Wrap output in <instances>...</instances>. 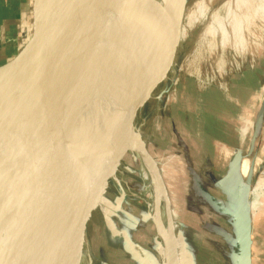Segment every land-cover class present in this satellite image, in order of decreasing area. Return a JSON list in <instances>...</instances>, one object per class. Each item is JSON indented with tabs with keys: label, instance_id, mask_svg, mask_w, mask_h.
Returning <instances> with one entry per match:
<instances>
[{
	"label": "rangeland",
	"instance_id": "rangeland-1",
	"mask_svg": "<svg viewBox=\"0 0 264 264\" xmlns=\"http://www.w3.org/2000/svg\"><path fill=\"white\" fill-rule=\"evenodd\" d=\"M30 11L24 21L26 27L32 24ZM19 13L22 15V10ZM16 22L19 23L18 35L8 44L13 59L23 40L20 39L21 20ZM182 25L181 40L168 80L155 90L134 122L135 131L146 143L150 157L144 153L143 164L134 141L124 140L129 136L123 138L116 154L123 151L121 155L126 156L117 176L126 184L122 182L119 186L111 176L107 177L89 203L81 232V242L87 247L89 257L83 264H164L161 236L151 223L143 225L138 221L137 215V211L149 213V206L141 200H151L153 194L169 193L170 199L173 198L168 192L172 191L171 187L167 190L162 163L176 178L173 188L182 196L178 204V225L175 224L177 229L179 227L180 263L236 264L232 241L228 239L233 235L232 220L224 218L202 194L211 193L220 198L234 193V197H239L235 186H227L235 189L230 195L228 191L232 189L214 184L212 178L219 180L224 171L208 167L219 146L215 136L226 133V127L228 133L237 129L239 134L247 135L248 140L243 145L254 146L256 157L260 159L248 182H239V189L250 219L252 264H264V113L261 111L264 101V0H187ZM8 61L11 60L4 65ZM173 79L175 84L160 96ZM148 158L157 163L160 171L159 177L152 172V182L140 178L141 172L146 175L144 167L151 173L146 163ZM111 163L114 165L115 161L112 159ZM123 166L130 167V172ZM242 175L240 171L239 177ZM157 179L161 192L157 191L160 189ZM185 183H191L193 194ZM162 184L167 191H163ZM258 188H262L263 194L257 201L253 191ZM100 196L104 197L99 204ZM123 201L131 211L122 210L120 203ZM220 201L237 206L236 201ZM256 204L260 206L253 211L251 207Z\"/></svg>",
	"mask_w": 264,
	"mask_h": 264
},
{
	"label": "water",
	"instance_id": "water-1",
	"mask_svg": "<svg viewBox=\"0 0 264 264\" xmlns=\"http://www.w3.org/2000/svg\"><path fill=\"white\" fill-rule=\"evenodd\" d=\"M186 4L187 0H181L175 8V0H29L32 24L23 33L16 57L0 67V117L49 50L78 35L83 41L84 69L69 108L77 128L76 167L82 174L80 188L71 195L70 185L53 165L52 175L57 179L53 205L42 208L40 202L31 209L29 238L23 241L14 264H74L89 203L107 177L119 186L125 183L117 172L126 155L116 152L125 136L132 137L138 112L168 77L181 40ZM48 25L51 39H47ZM261 111L264 113V101ZM144 152L150 157L145 146ZM87 159L94 164L84 171ZM112 159L114 168L105 173ZM148 159L146 163L159 177L157 163ZM162 189L166 190L163 184ZM218 206L237 226V264H252L250 219L243 202L239 199V211ZM22 209L13 211L18 229H23Z\"/></svg>",
	"mask_w": 264,
	"mask_h": 264
},
{
	"label": "bare ground",
	"instance_id": "bare-ground-1",
	"mask_svg": "<svg viewBox=\"0 0 264 264\" xmlns=\"http://www.w3.org/2000/svg\"><path fill=\"white\" fill-rule=\"evenodd\" d=\"M61 1L67 0H59V3ZM180 2L181 0H175V8ZM48 23L51 25L49 21ZM49 25L47 39H51L52 35ZM182 31L183 25H181V35ZM77 36L66 40L65 43L60 42L49 50L45 59L38 62V68L30 76L29 83L19 90L15 98L7 102L0 117V264H14L23 241L29 238L33 221L31 209L40 202L42 208L52 207L54 187L57 185V179L52 175L53 165L59 167L58 171L61 170L66 183L70 185L71 195L80 188L82 172L81 170L79 172L76 167L79 149L77 128L73 109L69 108L70 96L75 92L77 81L84 69V59L80 48L83 41L82 39L80 41ZM131 139L138 150L139 158L145 164L146 143L136 131H133L132 137H126L124 140L132 142ZM88 159L84 163V171L94 164L91 159L89 161ZM163 164L162 170L166 185L168 184L167 190L170 186L172 191L168 192L172 193L173 198L171 197V200L169 194L162 195L163 198L159 194H153L151 200H141L149 206V213L146 215L137 211L138 221H141L143 225L147 222L151 223L156 233L161 236L164 264H181L177 241L179 227L177 229L176 225L179 221L178 204L182 196L173 188L176 178L171 172L168 173ZM113 168L110 162L105 173L111 172ZM144 168L146 175L143 176L141 172L140 178L144 177L152 182L153 170L150 169V173L146 167ZM247 171L248 168L245 166L246 174ZM158 188L160 189L157 191L161 192L159 180ZM253 193H255V200L258 201L263 194L262 188L255 189ZM122 200H125L124 197ZM120 205L122 210L125 208L131 211L126 202L123 201ZM259 206V204H256V207L252 205L251 209L256 211ZM15 207H23V229H18L14 225ZM174 216L177 217L176 222ZM88 257L89 251L79 237L74 264H83Z\"/></svg>",
	"mask_w": 264,
	"mask_h": 264
},
{
	"label": "crops",
	"instance_id": "crops-1",
	"mask_svg": "<svg viewBox=\"0 0 264 264\" xmlns=\"http://www.w3.org/2000/svg\"><path fill=\"white\" fill-rule=\"evenodd\" d=\"M22 10V15H20L19 11ZM15 11V13H13ZM29 14V0H9L8 2H5L4 0H0V66L4 65L7 60H13V57L11 58V54L9 52L8 44L9 42L15 40V38L18 35L19 31V23L16 22V20H21L22 24V29H21V38L23 37V33L26 30V26L24 25V21L27 19ZM22 41V40H21ZM21 41L17 50V53L19 52L20 46H21ZM17 55V54H16ZM15 55V56H16ZM9 62V61H8ZM174 127V126H173ZM174 131V130H173ZM226 133L223 132L221 133L222 135L215 136V142L218 143V149L215 150L217 151V154L212 157L211 164L208 166L210 169H219L222 170L221 172L224 171V176L217 180L215 177L212 178L214 184L219 185V187L226 186V188L230 187L231 185L233 188L235 186L236 189H238L237 193L239 194V197H234V191L232 188H228L229 190L233 191H228V193L232 196H221L220 198L213 197L211 193H203L202 194L208 198V200H211L215 206V208L223 214V217L226 219H231L233 223V235L232 237L229 236L228 239H231L232 243V255L235 259V262L237 264V256L239 254V236H238V230L237 226L235 224V221L232 217L226 215L223 213L218 205H222L226 208H232L235 209L236 211H239L238 208V201L241 199V190L239 189V182L244 181L245 183L248 182L247 177H251V173L253 169L260 163V159L256 157V151L254 149V146L252 145H246L244 146L243 143H245L246 140H248L247 135L245 134H239V131L236 129L232 133L227 132V127H226ZM244 132V130H243ZM212 138L213 135L211 136ZM240 142V144H239ZM241 147V148H240ZM235 150V151H234ZM215 151V153H216ZM238 152V153H237ZM173 160V158H171ZM248 168L247 174L244 172V167ZM242 171V177H239V172ZM215 175V174H214ZM244 176V177H243ZM245 176L246 179H245ZM182 178V174H181ZM244 178V180L242 179ZM247 180V181H246ZM183 182L184 179H183ZM197 183V182H196ZM201 183V182H199ZM231 183V184H228ZM191 184V183H189ZM188 183H185V185H189ZM198 184V183H197ZM200 186V184L198 185ZM228 186V187H227ZM192 188V185L189 189ZM200 188V187H199ZM201 189V188H200ZM193 190V189H192ZM192 190L190 189V193L193 194ZM189 191V190H188ZM189 194L188 192H186ZM186 194V195H187ZM194 194H196L194 192ZM197 196V195H196ZM197 197H195L196 199ZM206 198V199H207ZM228 199L231 201H236L237 206L229 205L226 204L222 201L219 202V200H224ZM252 234V232H251ZM253 243V242H252ZM237 250V253L235 251Z\"/></svg>",
	"mask_w": 264,
	"mask_h": 264
},
{
	"label": "built area",
	"instance_id": "built-area-1",
	"mask_svg": "<svg viewBox=\"0 0 264 264\" xmlns=\"http://www.w3.org/2000/svg\"><path fill=\"white\" fill-rule=\"evenodd\" d=\"M168 78V77H167ZM168 80V79H167ZM175 82H176V80L175 79H173V80H170V82L169 83H167L168 84V87L166 86V89H171V87L175 84ZM165 89V90H166ZM168 92V91H167ZM161 99H162V97L159 99L160 101H161Z\"/></svg>",
	"mask_w": 264,
	"mask_h": 264
}]
</instances>
